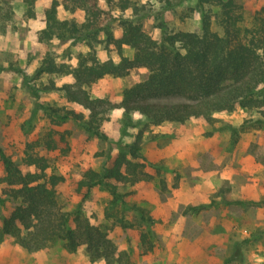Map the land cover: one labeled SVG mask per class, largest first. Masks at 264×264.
<instances>
[{"label":"rangeland","instance_id":"rangeland-1","mask_svg":"<svg viewBox=\"0 0 264 264\" xmlns=\"http://www.w3.org/2000/svg\"><path fill=\"white\" fill-rule=\"evenodd\" d=\"M51 1L34 0L35 17L30 19L22 0H0V148L23 172L33 171L24 162L26 155L43 158L45 173L63 179L56 191L64 210L73 211L81 202L89 222L102 228L119 251L129 253L126 264H253L256 256H264V123L258 122L264 121V106H236L214 115L211 125L191 119L154 126L137 114L126 125L122 109L117 107L122 91L146 78V70L139 68L125 77H104L87 88L91 99L115 105L99 126L105 139L91 136L67 114L72 111L87 119V111L67 102L62 91L37 90L39 97L35 98L27 88L37 89L51 79L57 86L71 83L69 77L35 78V69L47 54L57 63L74 65L77 55L86 54L91 43L98 60L118 62L119 57L102 34L91 42L42 39L43 10ZM98 2L107 9L105 0ZM141 2H149L153 11L160 10L157 0ZM235 2L242 6L246 19L264 5V0ZM189 5L191 2L164 11L168 32L200 29L199 13L187 16ZM215 11L212 8V14ZM130 14V10L124 13L125 17ZM57 18L80 23L82 16L59 6ZM111 30L115 38L120 37L117 23L111 24ZM143 30L158 39L152 19L143 21ZM212 30L219 32L214 22ZM121 54L130 58L133 50L123 46ZM17 70L26 72L27 78L23 80ZM137 136L140 150L128 159L140 171L131 183L109 182L121 196L114 204L103 188H92L86 197L84 188L77 191V182L86 170L100 172L112 167L120 148L131 145ZM3 176L0 161V178ZM4 189L0 183L1 198L9 195ZM222 197L244 204L225 205L220 202ZM7 199L0 208V225L16 204ZM211 201L218 205L197 213L187 210ZM0 264L104 262L91 261L83 247L68 252L57 242L51 248L28 252L11 238L0 236Z\"/></svg>","mask_w":264,"mask_h":264},{"label":"trees","instance_id":"trees-1","mask_svg":"<svg viewBox=\"0 0 264 264\" xmlns=\"http://www.w3.org/2000/svg\"><path fill=\"white\" fill-rule=\"evenodd\" d=\"M22 1L25 16L33 19L34 0ZM141 1L105 0L107 9H103L98 0H52L43 10L42 39L91 42L102 34L105 44L115 48L119 60H98L91 43H88L90 50L86 54L77 55L74 65L57 63L47 54L35 69V78L43 75L69 77L71 83L57 86L51 79L37 89L28 87L29 92L38 98L37 90L62 91L67 102L81 106L88 113L87 119L72 111L67 113L68 117L84 132L101 139L105 136L99 130L100 123L115 105H110L107 100L91 99L87 88L107 76L125 77L134 69L143 68L147 75L143 81L121 93L117 108L122 109L126 125L132 124V114L154 126L182 124L191 119H201L211 125L215 121L214 115L230 112L236 106L242 109L264 106V5L246 19L242 6L235 0H157L158 11H153L149 2ZM190 2L187 16L199 13L200 29L168 32L164 11H173ZM59 6L70 14L79 13L81 22L59 20ZM212 8L216 9L213 14ZM127 10L131 11L129 17L124 15ZM145 19L156 22L158 39L143 30ZM213 22L219 32L212 30ZM112 23H117L121 29L119 38L112 33ZM123 46L133 50L130 58L121 54ZM17 72L23 80L27 78L26 72ZM139 150L140 137L137 136L131 145L120 148L112 167L100 172L86 170L77 182V191L84 188L86 197L92 188H103L112 195L111 204H114L121 196L116 186L109 182L131 183L135 180L140 166L128 156L135 158ZM0 161L4 169V176L0 178V183L5 185L3 192L9 193L7 198L16 203L1 222L0 236L11 238L28 252L48 249L61 242L68 252L83 247L91 261L127 263L129 253L119 251L102 228L89 222L82 213L81 202L73 211L64 210L56 191L63 179L45 173L47 165L43 158L26 155L24 162L33 171L23 172L0 148ZM7 198L0 197V208L5 206ZM220 202L244 204L225 197ZM217 205L211 201L207 205L187 207V210L197 213ZM147 232L151 235L149 230Z\"/></svg>","mask_w":264,"mask_h":264},{"label":"built area","instance_id":"built-area-1","mask_svg":"<svg viewBox=\"0 0 264 264\" xmlns=\"http://www.w3.org/2000/svg\"><path fill=\"white\" fill-rule=\"evenodd\" d=\"M253 264H264V256H256Z\"/></svg>","mask_w":264,"mask_h":264}]
</instances>
